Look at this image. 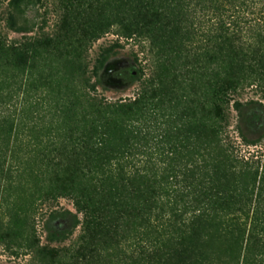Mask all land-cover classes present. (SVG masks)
<instances>
[{"label": "trees", "instance_id": "16d2710c", "mask_svg": "<svg viewBox=\"0 0 264 264\" xmlns=\"http://www.w3.org/2000/svg\"><path fill=\"white\" fill-rule=\"evenodd\" d=\"M56 1L59 29L18 42L4 29L31 32L45 0H0V246L38 264H241L261 161L226 131L232 103L243 144L264 137V106L234 100L264 95V0ZM111 31L149 56L128 100L96 94L111 49L85 58ZM59 198L79 234L41 246L36 216Z\"/></svg>", "mask_w": 264, "mask_h": 264}, {"label": "rangeland", "instance_id": "374dc122", "mask_svg": "<svg viewBox=\"0 0 264 264\" xmlns=\"http://www.w3.org/2000/svg\"><path fill=\"white\" fill-rule=\"evenodd\" d=\"M56 3V0H45L44 6L26 13L27 18L35 24L31 32L15 33L4 29L5 35L9 40L22 42L29 37L55 33L60 25V12ZM2 26L0 23L1 29ZM107 48L111 49V53L107 57L103 69L98 73V77L92 79L93 83L99 80V83L96 84V94L110 102L131 99L138 90L139 70L144 69L145 76L149 73L147 70L149 56L134 40L119 38L111 31L89 46L85 58H87L90 70L96 65V61L100 59L101 54ZM234 100L242 104L252 100L264 106V95L255 87L246 88L240 95L235 96ZM237 122V111L231 103L230 124L226 131L229 139L241 156L245 158L254 156L261 161L241 264H264V137L256 146L243 144L236 131ZM258 127L253 128L248 134L253 136L259 134L260 129ZM52 212L59 216L64 214L65 217L58 216L50 221L48 216ZM81 219V214L76 212L72 201L67 198H59L55 203L41 206L35 219L39 244L48 248L72 247L80 231V226L75 221H81ZM46 221L58 229L69 232L68 239L64 242L50 241L45 230ZM0 264L38 263L33 260L31 254L19 250L11 251L0 246Z\"/></svg>", "mask_w": 264, "mask_h": 264}]
</instances>
